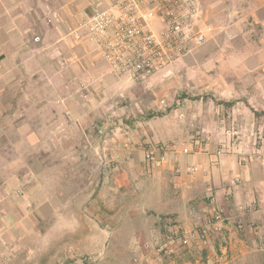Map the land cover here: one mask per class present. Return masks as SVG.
I'll return each instance as SVG.
<instances>
[{
	"label": "rangeland",
	"instance_id": "obj_1",
	"mask_svg": "<svg viewBox=\"0 0 264 264\" xmlns=\"http://www.w3.org/2000/svg\"><path fill=\"white\" fill-rule=\"evenodd\" d=\"M105 1L36 0L37 32L31 47L24 48V55H33L45 66L44 57L52 50V90L44 88L45 83L51 84L45 71L39 73V69L29 75L22 67L24 72L15 74L13 59L0 56V264H139L133 260L125 217L106 206L110 195L103 180H108L109 170L96 164L105 154L98 152L99 147L126 144L122 142L126 123L141 117H157L178 105H183V112H187L188 104L195 101L208 104L212 100L213 107L224 103L226 110L239 99L246 107L251 103L256 108L253 112L260 132L251 142L254 147L264 144V19L256 21L250 10L238 9L239 0H229L230 9L218 4L216 9L209 10L211 16L201 17L211 28L206 31L207 41L203 45L167 66L169 72L161 78L151 79L165 69L137 83L108 73L106 64L92 55L94 45L85 37V50L93 60L81 47L74 51L73 59L64 58L63 30L68 25L78 26L86 19L84 13L88 10L104 9L114 0L107 4ZM48 4L52 9H47ZM202 6L201 14L205 3ZM74 16L78 19L74 20ZM206 25L202 27L206 29ZM54 45L58 48L54 49ZM92 66L98 72L86 71ZM110 79L113 83L128 81L140 88L133 96L126 95L125 90L104 89L100 91L105 99L102 106H94L93 82ZM151 82L154 84L149 85ZM28 95L40 100L52 96L88 103L83 110V128L73 125L70 130L69 152H58L59 137H22L29 129L38 131L36 127L43 128L45 124L35 120L23 122L29 108L18 104V99ZM224 99L230 102L225 103ZM119 110L121 115L112 116ZM41 111L45 112L44 108ZM199 111L205 115L203 109ZM183 112L175 113V117L185 120ZM23 125L24 130L18 131ZM206 125V121L193 125L194 137L189 140L207 144L211 136L204 130ZM17 142L21 145L18 151L11 146ZM33 143L37 144L35 150ZM3 146L8 147L3 150ZM93 147H97L94 153ZM158 148L157 143L149 145L146 155L151 153L150 164L157 161L153 152ZM48 149L56 151L51 153ZM94 179L97 184H93Z\"/></svg>",
	"mask_w": 264,
	"mask_h": 264
},
{
	"label": "crops",
	"instance_id": "obj_2",
	"mask_svg": "<svg viewBox=\"0 0 264 264\" xmlns=\"http://www.w3.org/2000/svg\"><path fill=\"white\" fill-rule=\"evenodd\" d=\"M28 1L26 4L22 0H0V56L3 55L6 60L13 59L11 65L15 74L24 72L22 67L27 69L25 72L29 75L39 69V73L45 71L51 84L45 83L44 88L52 90V50L44 57L45 66L38 59L36 61L33 55H24V48L28 45L31 47L38 23L36 0ZM109 1L106 0L105 4ZM204 3L203 17L211 16L209 10L216 9L218 4L224 6V9L231 8L229 0H199L200 7ZM237 8L250 10L256 21L264 19V0H239ZM47 9H52L50 4ZM92 11L84 13L85 17L90 16ZM77 16H74V20L78 19ZM153 25L157 29L160 27L157 21ZM71 27L76 26L68 25L62 35ZM84 37L82 35L80 40L68 45L61 44L65 59H73L74 51L79 47L88 57ZM54 46V49L58 48ZM91 53L98 60L93 50ZM94 57L90 56L89 59L93 60ZM47 60H50V64ZM97 70L92 66L86 71L94 74ZM168 72L165 69L151 79H159ZM107 81L93 82L91 89L94 90V106H102L105 99L100 91L104 89L125 90L126 95L133 96L134 91L140 88L128 81ZM18 102L29 108V114H26L28 117L23 122H45L43 128L36 127L38 131L29 129L22 137L26 136L30 140L59 137L61 142L58 152H69L70 130L73 125L83 128V110L88 103L83 99L71 101L59 97L58 100L52 96L40 100L29 95L19 98ZM224 102L230 101L224 99ZM248 104L250 106L246 107L243 101L236 99L235 105L225 110L224 103H216L213 107L212 100L208 104L195 101L188 104L187 112H183V105H178L157 117H141L138 121L130 122L132 124H124L122 131L126 137L122 142L126 141V144H110L103 149L99 147L98 152L105 154L103 158L97 159V167L109 170V173L104 172V175L109 174L108 180H103L110 195L106 206L125 217L124 224L131 234L133 253L139 252V244L156 240L173 223L184 230L204 224L217 208L226 218L223 231L212 237L205 247H193L181 253L176 264H264V144L262 147H254L251 142L260 131L253 112L256 108ZM74 105L76 110L71 108ZM43 108L45 112L41 111ZM201 109L205 115L200 114ZM121 110L114 111L112 116L121 115ZM180 112L184 113L185 120L175 117V113ZM98 115L101 116L99 111ZM105 116L111 118L110 115ZM202 121L207 122L203 129L211 136L204 146L189 140L194 137L193 125ZM22 130L24 125L18 128V131ZM98 131L101 129L98 128ZM246 138L248 141L245 143ZM152 143H157L159 148L153 152L157 161L150 164L145 156ZM11 146L18 151L21 145L17 142ZM6 147L3 146V150ZM31 147L35 150L37 144L33 143ZM92 149L94 153L97 147ZM48 150L51 153L56 151ZM242 157H245L246 163H242ZM96 181L92 180L93 184H97Z\"/></svg>",
	"mask_w": 264,
	"mask_h": 264
},
{
	"label": "built area",
	"instance_id": "obj_3",
	"mask_svg": "<svg viewBox=\"0 0 264 264\" xmlns=\"http://www.w3.org/2000/svg\"><path fill=\"white\" fill-rule=\"evenodd\" d=\"M201 17L199 0H114L69 28L62 41L68 45L85 35L108 73L144 82L207 41L206 31L211 28ZM155 21L159 29L153 25ZM205 25L206 29L202 27ZM146 157L153 161L151 153ZM240 160L246 163L245 157ZM225 222L223 213L216 208L204 224L190 230L173 223L156 240L139 244L133 260L139 264H176L181 253L205 247L223 231Z\"/></svg>",
	"mask_w": 264,
	"mask_h": 264
}]
</instances>
